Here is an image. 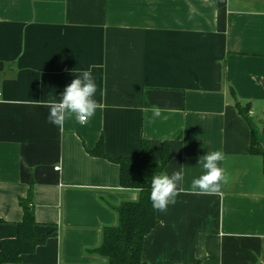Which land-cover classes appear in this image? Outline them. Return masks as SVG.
Segmentation results:
<instances>
[{
  "label": "crops",
  "instance_id": "crops-1",
  "mask_svg": "<svg viewBox=\"0 0 264 264\" xmlns=\"http://www.w3.org/2000/svg\"><path fill=\"white\" fill-rule=\"evenodd\" d=\"M0 19V248L17 237L30 189L35 235L49 234L6 264L103 262L87 252L118 223L103 198L138 192L89 153L101 137L113 157L138 156L146 139L160 158L166 141L162 175L184 170L176 203L156 211L145 238L147 264H264L263 160L251 154L264 125V0H0ZM89 67L94 117L50 124L45 101ZM216 150L227 182L190 190Z\"/></svg>",
  "mask_w": 264,
  "mask_h": 264
},
{
  "label": "trees",
  "instance_id": "trees-1",
  "mask_svg": "<svg viewBox=\"0 0 264 264\" xmlns=\"http://www.w3.org/2000/svg\"><path fill=\"white\" fill-rule=\"evenodd\" d=\"M236 107L251 124L250 107L236 98ZM256 141V143H255ZM257 145V148L256 146ZM89 153L102 157L120 166V183L124 189L138 192L136 200H126L120 204H113L103 198V202L118 216L116 225L105 226L102 230V242L95 248L87 249L90 254L103 259L100 264H147L143 259V247L146 236L157 226L156 210L150 201L151 182L154 175H162L171 161V151L168 142L162 145L160 158L154 154L149 140L141 142L138 156L109 155L104 148L103 137ZM251 154L262 157L264 173V147L263 141L252 137ZM24 210L23 219L18 223L16 238L4 240L0 248V264L21 261L25 254L32 253L38 245L44 243L49 234L43 239L35 235L34 228L37 224L33 190L30 189L27 198L20 200Z\"/></svg>",
  "mask_w": 264,
  "mask_h": 264
},
{
  "label": "clouds",
  "instance_id": "clouds-1",
  "mask_svg": "<svg viewBox=\"0 0 264 264\" xmlns=\"http://www.w3.org/2000/svg\"><path fill=\"white\" fill-rule=\"evenodd\" d=\"M76 78L64 89L59 100L51 98L44 103L48 108L47 120L57 128H63L66 121L75 119L81 125L87 124L98 109L96 94L98 85L91 67L75 71ZM225 160V154L220 151H208L203 156V174L193 178L190 190L215 194L220 191L221 183L227 182L225 170L220 162ZM200 162V161H199ZM183 168L173 171L170 175H154L151 182L150 201L152 208L166 213L170 205L176 203L178 187L183 182Z\"/></svg>",
  "mask_w": 264,
  "mask_h": 264
},
{
  "label": "rangeland",
  "instance_id": "rangeland-1",
  "mask_svg": "<svg viewBox=\"0 0 264 264\" xmlns=\"http://www.w3.org/2000/svg\"><path fill=\"white\" fill-rule=\"evenodd\" d=\"M255 133H256V139L264 142V125H263V128H262L260 134H258L257 132H255ZM255 143H256V141H255ZM255 146L257 148V145H255Z\"/></svg>",
  "mask_w": 264,
  "mask_h": 264
},
{
  "label": "built area",
  "instance_id": "built-area-1",
  "mask_svg": "<svg viewBox=\"0 0 264 264\" xmlns=\"http://www.w3.org/2000/svg\"><path fill=\"white\" fill-rule=\"evenodd\" d=\"M0 22H1V19H0ZM1 96H2V94H1V92H0V98H1Z\"/></svg>",
  "mask_w": 264,
  "mask_h": 264
},
{
  "label": "water",
  "instance_id": "water-1",
  "mask_svg": "<svg viewBox=\"0 0 264 264\" xmlns=\"http://www.w3.org/2000/svg\"><path fill=\"white\" fill-rule=\"evenodd\" d=\"M263 147H264V142H263Z\"/></svg>",
  "mask_w": 264,
  "mask_h": 264
}]
</instances>
